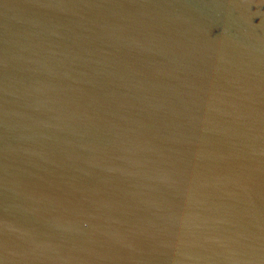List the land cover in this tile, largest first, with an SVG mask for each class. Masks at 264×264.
<instances>
[{
    "label": "water",
    "instance_id": "1",
    "mask_svg": "<svg viewBox=\"0 0 264 264\" xmlns=\"http://www.w3.org/2000/svg\"><path fill=\"white\" fill-rule=\"evenodd\" d=\"M0 264H264V0H0Z\"/></svg>",
    "mask_w": 264,
    "mask_h": 264
}]
</instances>
